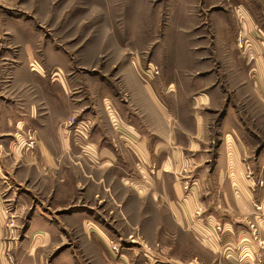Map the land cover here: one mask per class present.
Segmentation results:
<instances>
[{
	"label": "crops",
	"instance_id": "crops-1",
	"mask_svg": "<svg viewBox=\"0 0 264 264\" xmlns=\"http://www.w3.org/2000/svg\"><path fill=\"white\" fill-rule=\"evenodd\" d=\"M167 7L172 30L201 43L196 35L205 37L220 20V63L207 61L206 48L182 49L176 39L178 46L161 49L163 78L145 82L147 62H125L136 92L124 101L109 90L81 96L61 74L35 68L34 30L12 35L24 47L8 54L12 77L0 81V194L16 203L33 197L21 264H139L143 244L126 240L136 228L161 243L163 264L194 257L264 264V245L250 227L264 239V59L256 39L264 33V0H170ZM185 22L194 27L185 30ZM241 37L252 42L249 56ZM181 54L189 55L188 71L176 62ZM72 121L80 122L77 131ZM37 181L48 203L29 186ZM107 235L125 238L120 254L103 242ZM170 245L190 254L168 252Z\"/></svg>",
	"mask_w": 264,
	"mask_h": 264
},
{
	"label": "rangeland",
	"instance_id": "rangeland-1",
	"mask_svg": "<svg viewBox=\"0 0 264 264\" xmlns=\"http://www.w3.org/2000/svg\"><path fill=\"white\" fill-rule=\"evenodd\" d=\"M213 1L214 3L218 2V0ZM166 2L168 5L170 0H0V81L12 77L9 76V63L12 60L8 54H18L24 47L22 44H17L16 37L13 38L12 35H15L16 31L34 30L35 37H32L33 42L30 43L36 56V59L32 61L36 67H33H40L47 74H51L52 78L61 74L73 86V91L76 89V93L80 92L81 96L87 94V90L90 93L91 91L92 93L100 92L108 96L109 92H105V90H109L116 94L115 99L128 100L130 94L136 92V85L131 81L132 78L129 75H124L125 62L127 64L128 61L136 58L143 63L147 62L144 73H142L145 82L152 81L150 79L155 77L163 78L162 71L156 65L162 62L161 56L166 58L167 55H160V52L161 49H172V47L178 46V44L172 45L171 43L176 39L180 41L179 47L182 49H186L187 46L206 48L208 53L205 54V58L207 61L212 64L220 63V54L217 53L219 52L217 47L220 46V42H218L220 37H217L221 33L220 20L211 21L205 37L202 33L196 35L204 40L203 43L197 38L182 36L186 33L184 30H180L178 36L172 30L171 22H168L169 6L167 7ZM215 6L217 5L213 7ZM182 24L187 31L194 27V23L185 22ZM31 35L30 32L29 36ZM256 39L262 47L264 59V33H260ZM239 42L243 44V46L239 45V48L243 53L248 54L246 51L251 49L252 42L243 37L238 39V44ZM201 56H195L197 62ZM188 58V54H181L180 59L176 60L182 72L188 71ZM227 65L225 64L222 72L218 75L226 71ZM164 76H166L165 73ZM91 79L98 80L99 83L91 82ZM87 80L89 81L87 82ZM231 92H235L234 88ZM75 94L73 92L74 97ZM251 103L252 101L248 104ZM249 108L247 105L245 106L248 113ZM72 120L76 121V117H73ZM71 124L75 130L77 126H80V122L72 121ZM18 135L12 134L9 138L13 141L17 139ZM34 140L37 145V139L34 138ZM15 144H17V140ZM0 146V150L3 151V146L1 144ZM8 167L11 168V166ZM67 168V173L72 175L80 173L74 167ZM84 172L90 173V169H84ZM83 179L86 181L88 178L84 176ZM29 186L36 188L39 202H43V204L49 202V198L43 193V182H31ZM189 189V187H185L186 191ZM32 199L30 194V198L24 197L20 201L17 200L16 203L0 194V264H21L17 255L18 245H21L23 236L27 233L26 224L32 211L30 208L33 206ZM251 229L253 240L264 245V239L260 236L257 226L256 233L253 228ZM89 232L94 234L91 227ZM142 233L140 229L136 228L128 232L126 236V240L129 242L143 244L141 248L143 247L147 256H144L143 261L139 264H163L158 256L161 254V250H159L162 248L161 243L147 241ZM101 238L104 239L103 242L109 244L112 241L121 247L119 252L113 251L116 255L120 254L124 249V244L127 243L123 237L115 240L107 235L101 236ZM170 246V249L167 247L168 252L179 254L185 258L190 254L187 246L184 248ZM186 249L188 250L185 251ZM81 264H86V262L83 261ZM134 264H138V262L136 261ZM186 264L203 263L194 257Z\"/></svg>",
	"mask_w": 264,
	"mask_h": 264
},
{
	"label": "built area",
	"instance_id": "built-area-1",
	"mask_svg": "<svg viewBox=\"0 0 264 264\" xmlns=\"http://www.w3.org/2000/svg\"><path fill=\"white\" fill-rule=\"evenodd\" d=\"M239 44H240V46H243L242 42H239ZM35 143H36V141L34 140L33 136L32 135L29 136L26 145L32 149V148H34ZM251 228H253L255 233H256L257 229H256V225L254 223L251 224ZM218 229L222 230L221 227H218ZM260 243L263 244V242H260ZM109 245H110L111 250L115 251V252H119V250L121 248L119 245L113 243L112 241H110Z\"/></svg>",
	"mask_w": 264,
	"mask_h": 264
}]
</instances>
